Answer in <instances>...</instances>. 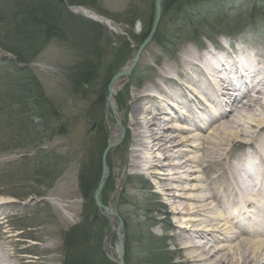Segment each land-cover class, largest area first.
Returning a JSON list of instances; mask_svg holds the SVG:
<instances>
[{
  "label": "rangeland",
  "instance_id": "rangeland-1",
  "mask_svg": "<svg viewBox=\"0 0 264 264\" xmlns=\"http://www.w3.org/2000/svg\"><path fill=\"white\" fill-rule=\"evenodd\" d=\"M36 1L33 5H49L52 9L46 7V10L52 12L61 9L60 15L64 22L59 29L62 34L53 33L45 43L41 40L36 45L39 52L28 64L32 75L40 81L52 103L57 118L55 116L52 120V133L47 136L48 132L39 125L38 116H31L32 124L39 125V142L37 141V146L21 144L17 133L20 127L16 119L18 116L14 115V112L18 113L15 111L16 106L8 111L7 102L0 104L6 109L7 125L12 123L16 126L11 132L10 125L6 126L5 115L0 111V127H3L0 128V139L2 131H5L3 140H6V145L17 142L15 148L0 151V199L11 200L0 205V248L6 256V263L62 264L64 232L84 216H89L98 225L103 220V259L99 264H118L116 236H110L111 226L107 218L95 204H91L88 211L90 205L84 201L78 189V175L81 168L88 164L89 151L98 153L100 149L101 174L103 160L110 168L101 190V198L107 206L114 207L124 221L130 264H146L150 259L149 255L159 247L165 248V252L159 253L165 260L174 258L170 264H188L184 253L180 254L177 250L181 241L177 236L180 230L173 227L174 224L185 221V217L171 211L169 200L162 194L157 179L145 172L143 163L136 170L128 166L132 129L127 123L121 124L125 133L105 154L111 130L116 124L113 107L108 103V89L114 75L131 59L127 79L115 97L119 112L128 120L132 97L144 92V88L149 85L163 87L166 68L178 65L190 52L203 60L208 55L206 53L217 54L221 50L225 51L224 46L241 43L255 47L264 55V0H241L242 10L227 12L222 16L227 21L221 23L217 22V15L211 12L213 10L206 7L212 0L203 1L196 6L193 4L182 10V13L173 11L159 22L155 36L137 57L133 56V48L142 42L140 35L145 32L153 16L155 0H86V4L81 0H74L72 2L75 5L69 7L66 5L68 0ZM0 6L13 7V2L1 0ZM251 8L254 14H258L251 19L253 25L250 24L248 11ZM191 10L193 13L190 19L183 20L182 24L185 13ZM92 14L99 19L92 18ZM188 21H191L189 25ZM228 22L236 23L235 35L226 34L227 30H233ZM82 25L86 30L81 28ZM221 26L223 30L219 32L212 29H220ZM203 34L210 36L212 42L205 41L201 36ZM1 37L0 41H3ZM6 46L0 47V64L6 68L11 62L16 67L18 62L11 60L14 56L5 51L8 48ZM3 67H0V92L6 88L7 77L4 78L1 73L7 68ZM153 92L158 95V101L163 97L156 91ZM31 102L32 104L27 105L28 109L33 107L34 100ZM208 131L209 129L205 134ZM262 134L264 136V130ZM101 135L107 137L106 140H102L99 137ZM238 141L240 138L224 141L225 153L231 159L230 162L245 158L246 147ZM38 150L43 151L47 162L57 160L59 171L52 178L39 176L38 161L42 155ZM256 150L261 154V148ZM155 153L161 154L159 151ZM140 154L147 156L145 150ZM195 155L202 159V151H195ZM204 158L214 160L210 154ZM203 164L205 163L191 167L192 170L196 169L191 175L188 172L182 173L183 177L190 178L195 174L205 180L197 182L191 179L186 182L187 187L192 184L205 186L211 181L207 177L212 179L221 168L212 162L203 171ZM24 176L29 177L24 180ZM42 182L46 183L41 184ZM37 190L42 194H34L33 191ZM201 194L208 192L203 191ZM178 206L182 208V205ZM198 218L203 216L195 217ZM187 224V228L198 226L196 222ZM150 234L153 235L152 238ZM150 245L151 249L148 250L146 246Z\"/></svg>",
  "mask_w": 264,
  "mask_h": 264
},
{
  "label": "bare ground",
  "instance_id": "bare-ground-1",
  "mask_svg": "<svg viewBox=\"0 0 264 264\" xmlns=\"http://www.w3.org/2000/svg\"><path fill=\"white\" fill-rule=\"evenodd\" d=\"M262 57L255 47L241 43L203 60L190 52L178 65L166 68L163 87L149 85L132 97L128 120L115 97L127 79L131 59L110 83L108 103L116 124L109 142L114 146L125 133L121 124L130 126L128 166L136 170L143 163L145 172L157 179L171 211L185 217L173 227L180 230L177 250L188 264H264V73L260 70L264 64L258 63ZM153 91L163 97L158 101ZM230 138H240L246 147L244 159L230 162L224 143ZM260 148L261 154L256 150ZM143 150L146 157L140 154ZM198 150L202 159L195 155ZM208 154L214 160L205 159ZM212 162L221 168L212 179L207 177L210 183L185 185L191 179L205 180L182 173H195L191 167L201 163L205 171ZM109 172L106 166L105 173ZM7 201L11 200L0 199V205ZM107 207L104 212L110 215L114 207ZM198 215L203 218L195 219ZM188 222L198 226L187 228ZM0 264H9L1 248Z\"/></svg>",
  "mask_w": 264,
  "mask_h": 264
},
{
  "label": "trees",
  "instance_id": "trees-1",
  "mask_svg": "<svg viewBox=\"0 0 264 264\" xmlns=\"http://www.w3.org/2000/svg\"><path fill=\"white\" fill-rule=\"evenodd\" d=\"M13 2V7H1L0 6V25L1 30L0 33L2 35L1 38L3 41H0V46L6 48L7 51L11 52L14 55L15 62L19 64H24V67L16 66V67H8V70L3 71L1 75L6 79V88L3 92H0V103L5 104L6 106L13 109L16 106L14 112L15 116H18L17 122H19V131L17 132L20 136L18 142L22 143H30L31 145L35 144L37 146V141L39 142L38 131L39 125L45 129L47 136H49L51 132V124L52 120L57 118V113L55 109H53V105L47 96L44 93V89L39 83V81L32 75L30 69L25 67L31 59L34 58V55L39 52V48L36 47L38 43H45L47 38L50 39L52 34H62L59 29L62 28L63 18L60 15L61 9H57L55 12L51 10H46L51 6H46L44 4L37 3L36 0H11ZM34 1V2H33ZM74 0H68L70 4L75 3L72 2ZM82 3H85L86 0H81ZM204 0H164L163 9H162V17L160 22L164 16L171 14L173 11L181 12L182 10L187 9L189 6L195 4L198 5L202 3ZM206 1V0H205ZM1 2V1H0ZM93 2V1H92ZM81 3V4H82ZM86 4V3H85ZM242 2L241 0H212L207 8L213 10V12L218 19V23L222 21H227L222 16H225L227 12L232 10H242ZM46 10V11H45ZM250 13V20L255 18L258 14H254L253 8L248 10ZM182 13V12H181ZM193 11H189L185 13L183 20L190 19V15ZM196 15V12H195ZM221 15V16H218ZM152 22V16L150 22L148 23V27L143 34H141V39L143 40L147 35L150 25ZM191 21H188V25ZM253 22V20H251ZM194 23V22H193ZM229 23V22H228ZM77 25V24H76ZM194 25V24H193ZM231 29L227 30V33H231L235 31L236 23H229ZM197 27V26H195ZM199 27V26H198ZM197 27V28H198ZM224 27V26H223ZM82 29L86 30L85 26H81ZM200 28V27H199ZM198 28V29H199ZM213 30H217V32L221 31L220 29H216L212 27ZM223 30V29H222ZM197 30H194L196 32ZM193 32V30H191ZM158 33V32H157ZM210 39L208 35H201ZM44 39V40H43ZM196 39V36H194ZM12 66H14L12 64ZM29 71V72H28ZM31 100H34L33 107L31 109L27 108V105L32 104ZM0 111L3 115H5V122L7 125V114H5L6 109L4 106H0ZM10 115H12L9 112ZM36 115L40 120L39 125H33L31 122V116ZM8 123L7 126H9ZM11 127V132L15 130V125L9 126ZM102 140H106L107 137L104 135L99 136ZM39 144V143H38ZM5 145L4 143H0V146ZM15 144H8L6 147H14ZM26 145H23L25 147ZM104 146V144H103ZM39 149V147H38ZM41 152V158L38 161L41 178H52L59 171V164L56 161L47 162L44 158L45 154L42 153V150H38ZM101 151L99 149L98 153H95L94 150H90L87 156L88 164L84 165L78 175V189L81 197L85 202H88V205H93L92 194L97 186L100 174H101ZM43 175V176H42ZM29 176H24V180H27ZM46 182H42L44 184ZM47 185V184H46ZM34 194H42L41 191H33ZM19 195V194H17ZM23 195V194H22ZM21 196V195H20ZM92 218L89 216H84V218L70 226L64 232V256L62 264H99L102 261L103 251L101 247V228H103V220L101 219V224L98 225L92 223ZM97 227L99 229H97ZM153 235L150 234L152 238ZM147 249H151L150 246H146ZM165 252V248L159 247L156 252H154L153 256L149 255L150 259L146 264H170L174 258H170L165 260L164 256H160L159 253ZM162 255V254H161ZM152 258V259H151ZM124 259L126 264H130V251L127 245V240L125 241V254ZM104 264V263H103ZM143 264V263H142Z\"/></svg>",
  "mask_w": 264,
  "mask_h": 264
},
{
  "label": "water",
  "instance_id": "water-1",
  "mask_svg": "<svg viewBox=\"0 0 264 264\" xmlns=\"http://www.w3.org/2000/svg\"><path fill=\"white\" fill-rule=\"evenodd\" d=\"M161 9H162V0H155V12H154V18H153V22H152V26L150 29V32L148 34V36L145 38V40L141 43L140 46L137 47V52H136V57L138 56L139 52L142 50V48L151 40V38L154 35V32L156 30V27L158 25L159 22V18L161 15ZM119 73H117L115 76H117ZM111 146V143L108 142V145L105 149V154L108 152L109 148ZM105 161H102V176L98 182V185L96 187V189L94 190V201L96 204V207L99 209V211L105 215L109 221L112 223L113 221H116L117 226L115 227L114 231L116 233V237H117V253H118V260H119V264H125L124 260H123V247H124V236H122L120 234V232H124L123 230V222L120 218V216L118 215V213L116 212V210L112 211L111 215H108L104 212V209L108 208L107 206L103 205L100 201V191L103 187V184L105 182V177H106V173H105Z\"/></svg>",
  "mask_w": 264,
  "mask_h": 264
}]
</instances>
